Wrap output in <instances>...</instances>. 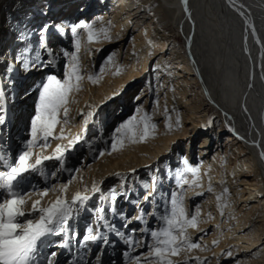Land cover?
<instances>
[{"label": "bare ground", "instance_id": "obj_1", "mask_svg": "<svg viewBox=\"0 0 264 264\" xmlns=\"http://www.w3.org/2000/svg\"><path fill=\"white\" fill-rule=\"evenodd\" d=\"M4 2L7 0H0L1 13H4L1 9ZM32 3L35 6L30 5L28 0H8V13L16 18L5 23L8 28L3 35L8 36L6 49H14L18 56L23 48L32 49L34 46V52H38L43 61L51 58L47 50L51 49L55 63L33 69L35 71L31 72L30 69H25L22 74L8 69L13 87L22 86V90L26 91L18 100L13 101V98H10V102L7 99L10 122L12 120L15 124L18 121L17 118H11V112L15 113V110H10L11 105L19 104L17 108L21 109L16 113L25 114V104L30 97L28 89L35 81L43 82L47 75L60 76L63 64L69 58L64 53H76L72 26L78 27L84 22L94 24L97 31L108 29L110 40L101 34L99 42L91 44L87 40V33L78 29L81 32V48L78 55L81 70L86 69L84 76L87 77L94 68L98 54L96 51L102 47L107 49L109 44L116 45V50L111 52V56L116 59L117 68L119 66V69H122L121 74L125 75L126 79H123L122 85L126 87L129 83L144 84L135 95L134 105L151 115L152 121L158 126L155 138H150L146 147L119 154L128 157L125 160L127 164L132 163V166L124 170H131L132 176H138L140 171L152 170L155 166V176L152 180H157V169L161 160L165 161L164 166L169 168L172 164L174 171H178L184 169L183 161L187 159L190 166L199 168V184H191L196 177L185 173V178L190 184L177 188L176 191L184 193V204L190 216L195 209L200 210L199 228L189 229V234L191 238L200 237L204 230L211 228L214 235L208 240L201 239L200 243L216 246L209 248V252L201 247L197 253H191L190 256L197 255L201 260H205L210 254L214 257L225 254L224 259L239 255L241 258L236 264H264V157L261 155L264 153V0H187L186 4L185 0H142V4L136 0H79L74 4H70L68 0H33ZM21 7L24 10H21ZM41 13L45 16H40ZM61 23L64 25L62 34L55 31V25ZM46 24L49 25L45 41L47 49L41 47L40 36V28ZM12 27H19L18 31L16 29L17 34L9 35ZM168 27H171V31L164 32ZM29 30L31 36L28 40L18 39L22 31ZM32 34H36V37L33 38L35 35ZM179 35L184 39L182 43L177 42ZM104 41L106 44L103 46L101 42ZM95 45H100V48ZM28 55L32 57L35 54ZM16 61L17 65H22L21 61ZM1 65L2 63L0 70L3 67ZM111 67H106L100 80L104 86L115 83L121 76H115L117 70L113 71ZM153 72L156 96L150 92ZM4 85L2 84L6 96H10L6 91L8 87ZM84 85L87 94L81 98L79 107L90 102V93L93 91L89 84ZM151 97L155 101L153 110L149 109L152 105ZM165 108L167 115L172 117L171 131L166 127ZM122 109L124 111L121 115L126 114L127 107ZM81 112L80 108L73 112L74 121L82 117ZM177 117L181 126L176 125ZM177 150H184L182 158L179 156L181 153L175 154ZM130 155L133 156L129 157ZM90 160L91 158H85L83 165L88 166ZM56 162L46 161L45 165L53 166ZM117 167L118 164L112 169L107 162L104 165L94 164L83 170V173H86L91 183L96 181L100 184L101 180L108 181L107 178L114 174ZM78 175L80 171L75 179L79 178ZM169 175H172V170ZM63 178L66 177L62 173L48 179L30 177L32 184L41 190L51 186L59 188L61 184L56 183ZM83 182L87 183L86 180ZM79 183L76 181L72 186L69 185V201L74 196L76 187L79 188ZM150 183L153 193L156 185L154 182ZM209 185L213 188L212 192L208 191ZM58 194L50 192L43 198V206L46 207L54 201ZM219 195H223L222 201L216 199ZM36 199L40 197H31L26 205V212L31 211V203ZM144 201L142 205V201L138 202L139 210L149 203L148 200ZM222 203L228 205L223 208V214L220 207ZM126 210L129 213V207ZM138 214L140 211H137L134 217ZM87 215V211L79 210L77 221L70 226L74 224L79 231L85 229ZM134 217H128L132 219L127 229L141 226L135 233L140 237L146 236L142 230L148 221L143 224ZM94 226V232L99 230L96 223ZM110 236L115 239L113 238L112 242L110 239V244L103 247L101 264H124L123 251L126 248L120 249V242L117 241L119 238L112 233ZM54 239L55 236L49 237V244ZM58 244L46 246L44 252L56 253L54 262L59 259V264L64 258V262L69 260L68 264H75L76 259L72 260L71 255L67 254L76 245L79 251H82L81 254L85 252L77 241H70L67 252L57 247ZM94 245L97 246V243L92 246ZM144 250L142 247L140 252ZM95 252L94 259L89 260L90 257H86L88 264H95ZM116 252H119L120 256ZM215 263L210 260V264Z\"/></svg>", "mask_w": 264, "mask_h": 264}, {"label": "snow or ice", "instance_id": "obj_2", "mask_svg": "<svg viewBox=\"0 0 264 264\" xmlns=\"http://www.w3.org/2000/svg\"><path fill=\"white\" fill-rule=\"evenodd\" d=\"M186 3L187 0H185ZM78 29L87 33L89 44L99 42L101 34L105 39H111L106 28L97 31L94 24L84 22H81L78 27L72 26L71 30L75 34L76 53H64L70 58L71 63L67 65V70L62 78L55 74L47 75L45 80L38 85L40 91L35 114L30 120L28 139L23 142L15 157L6 151V145L0 136V264H54L56 253L46 254L44 252L46 246H51L48 238L52 236H61L62 241L56 246L65 249L70 248V241L77 239L80 240L81 248H87L89 243L100 242L101 251L96 255L95 264H101L100 256L103 254V246L110 244L109 233L114 234L127 246L123 252L124 264H188L187 261L181 262L173 258L179 257L183 252L201 248V244L193 242L189 234V229L199 228L200 210L197 208L191 216L189 215L184 204V193L174 191L170 197H163V210L156 214L160 226L153 229L145 227L142 230L147 239L145 236L136 237L134 235L136 229L125 234L121 229L116 228L106 219L103 203L95 209V212L98 229L103 228L104 231L94 232L93 228L89 226L81 238L79 233L69 225V221L73 220L74 213L78 214L80 208L90 200L88 192L101 193L100 188L94 183L91 189L85 188L83 191H77L69 201L67 192L71 181L59 185V188L51 186L42 190L32 184L30 177L33 174L45 177L54 175L46 171L45 162L55 160L62 166L66 154L73 150L76 144L85 140L88 132L87 125L91 122L95 126L98 121V118L93 119L95 117L94 110L88 113L81 112V116L84 117V126L81 132L74 137L66 135L71 112L69 105L75 103L72 95L82 90V81L85 79V76L81 74L78 55L81 48V32ZM48 31L49 25L47 24L40 29L41 47L46 49L45 41ZM55 31L62 34L64 25L62 23L55 25ZM30 36V30L22 31L18 39L26 41ZM47 50L51 57L48 61L41 62L38 52L29 57L28 54L32 51L30 47L23 48L16 59L22 62L25 69L47 67L49 64L55 63V58L51 56V49ZM113 59L114 57L110 56L108 63H111ZM11 70V66H9V71ZM103 72L102 68L98 75H88L87 79L91 83L97 84L102 78ZM121 72L122 69H117L114 74L119 75ZM165 114L166 127L171 131L173 129L172 117L167 115V108H165ZM7 120V97L2 82H0V126H4ZM176 125L181 126L179 117L176 119ZM57 126H61L59 133L56 131ZM157 129L158 126L152 121V116L138 108L131 117L113 130L109 138L111 143L108 154L123 150L128 143L137 144L155 138ZM57 140H67L68 143L66 145L57 144L51 155L46 154L47 150L51 148L52 142ZM99 155L103 156L104 152H100ZM261 155L264 157V153ZM183 163L184 169L175 173L177 187L183 188L184 185L190 184V181L185 178V173H191L196 177V180L191 181V184L198 185L199 168L190 166L187 159H184ZM208 191H213L211 185H209ZM50 192L59 194L45 207L43 198L47 197ZM225 193H227V189H225ZM122 194L127 195V193ZM202 194L198 193V195ZM33 195L39 196L40 199L34 200L31 203V211L26 212V205ZM117 195L113 189L108 194L101 193L99 199L108 205L111 215L124 220L122 228H127L131 219L125 217L115 207ZM157 195L160 194L157 193ZM149 196H152V192L146 191L142 199L147 201ZM216 199L222 201L223 195L217 196ZM155 200L156 196H152V200L149 202L153 203ZM227 206L223 203L220 205L221 214H223V208ZM137 207H139L138 202ZM34 213L36 215H33ZM134 219L146 223L142 209ZM142 247L146 248V251L140 252ZM227 255L230 256L231 253H227ZM86 257L87 252L82 253L75 264H88ZM194 259L197 264H203L199 257Z\"/></svg>", "mask_w": 264, "mask_h": 264}, {"label": "rangeland", "instance_id": "obj_3", "mask_svg": "<svg viewBox=\"0 0 264 264\" xmlns=\"http://www.w3.org/2000/svg\"><path fill=\"white\" fill-rule=\"evenodd\" d=\"M32 1L33 0H28V3L31 5V4H33ZM136 1L140 4H142V0H136ZM34 6H32L33 9H34ZM23 7H21V10L23 9ZM1 9L3 10L4 13L0 12V59H1L0 61L2 63L1 66H3L0 70V79H1L0 82H2V84H5L4 87H8V89L6 91L10 93V96L7 95L6 97L11 102V100L14 101V99L18 100L20 98V96L22 95V93H24L26 91L22 90L23 89L22 86H21V88L20 87L17 88L15 86L13 87L12 82H10V78H9L10 77L9 72H8L9 66H11V69L13 71L17 70L15 72L18 74H22L25 71V68L22 65L20 66V65H17V63H15V62H17L16 57H17L18 52L13 51L14 49H12V50L6 49L7 47L5 44L8 42L7 41L8 36L3 37V35H4V33H6V30L8 28L6 27L5 23L9 19H15L16 18L13 15H10V13H8V9H9L8 0H7V2H4L1 4ZM30 10H32V9H30ZM25 13H27V12H25ZM25 13H23V15ZM9 15H10V17H9ZM17 28H19V27H12V29L9 32V35H10V33H11V35L17 34V31L19 30ZM38 28H40V26ZM16 29H17V31H16ZM165 30L169 32V31H171V27H168V28L164 29L163 31L166 32ZM35 32L37 33L38 30H36ZM32 35H35L33 38L36 37V34H32ZM183 41H184L183 37L181 35H179L177 37V42L182 43ZM38 42L40 43V41H37V43ZM109 42L110 41H108V43ZM32 44L36 46L35 43H32ZM101 44H103V46H104L106 44V42L105 41L101 42ZM95 46L97 48H100V45H95ZM109 46L110 47H108L107 49H105V48L103 49V47H102L100 50L96 51V53H98V54H97V57L95 58V65H94V68L91 69V72H89L88 75L96 76L100 73V69L103 68L105 71L106 67H108V66L109 67L112 66L111 69H113V71H114V69L115 70L119 69V66L117 68V66L115 65L116 64L115 58L113 59V61L111 63H108V58L111 56V52L113 50H116V45L111 46L109 44ZM127 49L128 48L126 46L125 50H127ZM31 50L32 51L30 53L36 54L34 52V46L32 47ZM69 59L70 58H68V61L67 62L65 61V63L63 64V67L61 69V74L58 77H61V78L63 77L64 72L67 70L66 65H68V63H71V60H69ZM44 61H47V60H44ZM44 61L41 60V62H44ZM27 69L28 70L30 69L29 71L31 72L33 69L36 70L37 68L29 67ZM35 70H33V71H35ZM85 70L82 69L81 74L85 75L86 74ZM151 71H152V69H151ZM103 75H104V72H103ZM152 75H153V80L151 82L152 90L150 92L153 94V96H156L155 95L156 94V87H155L156 82L154 80V75H155L154 72L152 73ZM31 76L33 78V75H31ZM115 76H117V75H115ZM123 79H126V78H125V75L122 73L119 80L117 77L118 81H116L113 84L107 85V86H109V87H107L106 85L104 86V83H102V81H100V80H99V83L93 84L85 76V79L82 81V90L79 92L73 93V95H72V99L75 101V103H72L69 105V107L71 108V112L69 114V124L66 128V135H68L69 137H74L78 133L81 132V130L84 126V117H81L80 119L74 121L73 112L78 108H80L83 113H88V112L94 110L95 111V117L93 119L98 118V121H97L95 126L91 122L87 125L88 132L85 136V140L76 144L75 148L66 154V159L64 160L62 166H61L60 162L57 161L55 163V165L47 166L46 171L49 174L57 175V174L62 173V175L63 174L65 175L66 178L59 179V181L56 184L59 183L62 185V184H65V183L71 181L70 185L72 186L76 181H79L80 185H79V188L76 187V192L77 191H83L85 188L91 189L92 185L95 183L100 188L101 193H104V194H108L110 192V190H113V189L115 190V192L117 194L127 193L126 196L123 194L118 195L119 197L117 196V198H120V199L116 200V204H115V207L117 208V210L121 211L124 214V216L127 218L131 215L134 217L137 214V211H141V210H139L140 208L137 207V202L142 201L141 205H142V203L145 202L142 199V197L145 195L146 191H151V189H150L151 183L150 182H154L156 186H155L154 192L152 193V196H156V200L153 203H150V202L147 203V205H145V207H143L142 210H143V214L146 217V222L148 221L146 227L149 229L158 228L160 225H157L158 222L156 219V214L161 213L163 210V207H164L163 197H165V196L170 197L171 193H173L174 190L176 191V189L178 188L177 187V179H175L176 178L175 173L177 171H174V166L171 164V166L168 168L167 166H164L165 161L161 160L160 161V167L157 169L158 173H159V178L157 179L158 181L152 180L155 176V170H156L155 166H153L154 169H152V170L145 169L144 171H140L141 174H139L138 176H136L137 174H133V176H132L130 173L131 170L130 171L124 170V168H129L130 166H132V163L127 164L125 162V160L128 157H124V156L122 157L119 154L120 153L122 154V152H126V153L131 152V150L136 151L135 149L139 148V147L140 148L146 147L149 139L147 142H142V143H137V144L128 143L123 148V150L112 152L111 154H108L110 151L109 145L111 143V140L109 138L112 135L113 130L116 127H118L122 122L126 121L129 117H131L136 112L137 107L134 105L135 104L134 101L136 100L135 95L138 94V92L140 91V88H142L144 86V84H141V83H135V84L129 83V86L127 85L128 87L127 86L124 87V85H122V83L124 82ZM36 82H38V83H36ZM40 83H41L40 81H35L34 85L28 89V90H30L29 91L30 97L26 101L27 103L25 104L24 109L27 110L25 114L21 115L20 112L16 113V111L20 110L21 108L20 109L17 108V106L19 104L16 105V104L11 103L12 105L10 107V110L11 111L15 110V113H16L15 114L14 112H11V114H12L11 118L14 117V118L18 119V121H16V123L14 125L15 128L13 127V130L16 129L15 134L17 135V139L14 140V143L16 142V144H14V146H12V150L13 151L15 150V151L12 153V151L10 150V153H12L14 155H16L18 150L22 147L23 142L28 139L30 120H31L32 116L35 114V108L37 106V101H38V94L40 91L38 85ZM86 83L89 84L90 89L93 90V91H91L92 93H90V102L89 103L86 102L83 107H79L80 102H81V98L85 94H87V88L84 87L85 86L84 84H86ZM101 84H103V85H101ZM30 85H32V84H29V86ZM121 85H122V87L120 88ZM13 91H16L17 93L13 92ZM10 98H13V99L10 100ZM22 101L23 100L20 101L21 104H22ZM154 102L155 101L152 98V105L149 108L150 110L154 109ZM124 106L127 107V109H126L127 113L124 115H121L124 111V109H122V107H124ZM128 107H129V109H128ZM118 117H120V118H118ZM7 121L10 125H13L12 120H11V122L9 119ZM109 122H111V125L108 124ZM60 127L61 126H57V130H56L57 133H59ZM0 133H1V129H0ZM85 141H87V142H85ZM67 143H68L67 140L53 141L51 148H49L47 150L46 154L51 155L53 152V149H55L57 144H65L66 145ZM100 152H104V155L100 156L99 155ZM176 152L177 153H175V154L181 153L179 155L181 158L184 156V150H179V151L177 150ZM131 156H133V155H130L129 157H131ZM87 157L91 158V160L89 161V165L87 164L88 166L85 167V165H83V164H85V163H83V160H85V158H87ZM106 162H107V165L109 167H111L112 169L115 167V165L118 164L119 167H117V169H120V170L114 169V174L107 178L110 181L109 180L108 181L101 180L100 184H99V182H96V181L91 183L90 178L87 179V175H86V173H83V170L87 169L88 167H90L94 164L104 165V164H106ZM136 163H137V161H135V165H136ZM55 170L58 171V172L56 171L57 174H56ZM171 170H172V175L170 176L169 172L171 173ZM79 171H80V175H78L79 178L75 179V176L77 175V173ZM117 173H119L120 175L119 176L116 175ZM52 176L50 175V177H52ZM33 177H38L39 179H47L45 176H40V175H36V174H33V176H31V178H33ZM174 179H175V182L173 181ZM85 180L87 181V183L83 182ZM85 184H88V186H84ZM145 186H148V187L146 188ZM47 188H49V187H47ZM43 189H45V188H43ZM90 193H92V192L91 191L88 192V195L91 197L90 200L87 202V204L85 206L80 208L81 211H87L88 212L87 221L89 220L88 221L89 226H91L93 228V227H95L94 223H96L97 227H98V223L96 221L95 209L103 203V205L105 207L106 219L110 223L114 224L116 226V228L121 229V231L125 232V234H128V232H130L131 229L122 228V224L124 223V220H122L116 216H113L109 213L108 205L99 199L101 193H95L92 195ZM157 193H159L160 195H157ZM92 199H93V201H92ZM119 200H120V203H118ZM151 200H152V197H149L148 201H151ZM127 207H129V209H130L129 213H127V210H126ZM190 207L192 208L191 204H190ZM75 214L76 213H74V219L70 220L71 222L69 221L70 224H72L75 220L77 221V217H76L77 214H76V216H75ZM142 223L144 224V222H142ZM71 227L73 229L76 228V226L74 228V224H73V226L71 225ZM86 227H85V229L82 228L83 230H81V233L83 231L82 236L85 234ZM140 227L141 226H137L135 229L139 230L138 228H140ZM99 231L103 232L104 229L99 228ZM76 232L78 233V229H76ZM134 235L136 237H140L136 233ZM213 235H214L213 229L210 228V230L209 229L204 230V232L200 235V237L196 236V237H193L191 239L193 242H199L200 243L201 239L208 240ZM113 238L114 237L109 238V239H111V242L114 241L115 238L114 239ZM145 238L147 239L146 236H145ZM55 239H57L56 236H55ZM61 240H62V238H61ZM76 241L80 244V240H74L73 242H76ZM119 242H120L119 246L122 245L123 249L127 247L126 245L123 244L122 241L119 240ZM99 244H100L99 246H101L100 242H99ZM200 244H201V247L208 252H209V248H215L216 247L213 244H209V243L205 244V242L200 243ZM123 246H126V247H123ZM52 250H54V249H52ZM144 251H146V248ZM97 252L98 251L96 250L95 253H97ZM197 252H198V249H194L191 252H183V253H181V255L179 257H174L173 259L181 261V262L187 261L188 264H196L197 262L195 261L194 258H196L198 256L197 255L190 256V254L191 253L195 254ZM117 254L119 255V252ZM87 256H89V255H87ZM221 256H223V257H221ZM221 256H219L220 257L219 258L216 255L214 257L213 254H210L209 256H207V258H206L207 260L206 259L205 260L200 259V261H204L203 264H210V260L215 261L216 262L215 264H236V263H238L239 259L241 258V257H239V255L234 256L232 258H228V259L227 258L224 259L225 254H223ZM217 258H219V259H217ZM92 259H94V258H92Z\"/></svg>", "mask_w": 264, "mask_h": 264}]
</instances>
